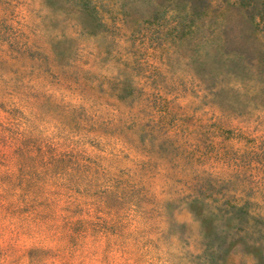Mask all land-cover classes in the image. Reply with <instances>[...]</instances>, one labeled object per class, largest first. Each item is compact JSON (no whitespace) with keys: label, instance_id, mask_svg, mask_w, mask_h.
Here are the masks:
<instances>
[{"label":"rangeland","instance_id":"rangeland-1","mask_svg":"<svg viewBox=\"0 0 264 264\" xmlns=\"http://www.w3.org/2000/svg\"><path fill=\"white\" fill-rule=\"evenodd\" d=\"M193 1L0 0V264H264V0Z\"/></svg>","mask_w":264,"mask_h":264},{"label":"trees","instance_id":"trees-1","mask_svg":"<svg viewBox=\"0 0 264 264\" xmlns=\"http://www.w3.org/2000/svg\"><path fill=\"white\" fill-rule=\"evenodd\" d=\"M194 3L195 2L193 0H184L183 5H177L176 4V5L172 6L171 11H172V17L174 18V24L172 26L174 27V29L176 31L177 30L190 31L193 29V25L195 24L193 21V15L197 12V10H196L197 9V6H196L197 3H195V4ZM247 5H248L247 3L246 4H239V10L246 14L247 7H248ZM180 6H182L184 9L183 13L177 11V9ZM200 7H203L202 9H204L206 7V5L203 6V4H202ZM248 18L252 24H257V22H263L264 23V8L258 10L257 12H255L253 14H249ZM217 41H218V43H220V42L222 43L220 32L218 33ZM218 47H220V46H218ZM260 47L262 49V52L264 53V41L260 42ZM215 48H217V47H215ZM224 50H223V55L226 57H228V56L234 57L236 55H239V53L237 52V50L235 48H229V49L225 48Z\"/></svg>","mask_w":264,"mask_h":264}]
</instances>
